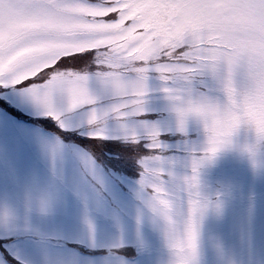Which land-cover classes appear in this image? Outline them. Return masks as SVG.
Here are the masks:
<instances>
[{
  "label": "clouds",
  "instance_id": "clouds-1",
  "mask_svg": "<svg viewBox=\"0 0 264 264\" xmlns=\"http://www.w3.org/2000/svg\"><path fill=\"white\" fill-rule=\"evenodd\" d=\"M106 2L111 3L108 11L120 13L115 24L104 26L108 42L131 47L128 57L158 61L187 47L189 56L197 60L195 71L174 72L162 93L169 128L198 134L190 143L192 158L200 161L198 184L182 198L187 191L184 178L191 172H177L164 196L146 191L141 195L148 213L163 229L171 251L168 264H198V239L193 248L189 227L195 221L199 230L210 210H223L220 194L213 199L202 192L201 169L226 151L246 155L254 168L264 166V0H100L99 4ZM82 3L88 2L0 0V55L10 56L17 83L55 67L54 56L42 52L36 41L57 38L59 33L42 30L53 20L85 19L71 13ZM116 63L120 67L106 82V95H130L143 86L140 74L123 67L128 59L121 57ZM59 197L60 188L52 182L31 199V207L49 215ZM193 199L198 204L195 212ZM14 219L0 212V224L7 226ZM21 226L32 227L27 218Z\"/></svg>",
  "mask_w": 264,
  "mask_h": 264
},
{
  "label": "rangeland",
  "instance_id": "rangeland-1",
  "mask_svg": "<svg viewBox=\"0 0 264 264\" xmlns=\"http://www.w3.org/2000/svg\"><path fill=\"white\" fill-rule=\"evenodd\" d=\"M91 4L98 1L87 0ZM93 66L75 69L90 76V91L101 97L106 95L103 83L96 78L99 71ZM148 81V113L156 119L129 118L126 121L109 118L106 137L123 138L122 124L129 126L147 121L168 126L162 82L156 73ZM11 83L4 94L18 107L32 116L52 117L28 94V88L15 89ZM58 110L66 108V98L57 93ZM0 110V212L15 219L7 226L0 224V264H10L4 250L24 264H168L171 251L162 227L148 213L141 195L139 178L109 173L103 164L80 145L62 140L41 127L13 120ZM55 119V118H54ZM56 120V119H55ZM87 112H64V129H75L92 135L86 124ZM175 133V134H173ZM171 148L185 140H197L198 134L165 132ZM94 136V135H93ZM245 134L241 132L239 139ZM171 144V145H170ZM178 161L176 171L190 174L187 155H167ZM100 177L93 178L92 171ZM143 172V169L142 171ZM142 174V173H141ZM202 192L216 198L220 194L223 210H210L198 230V264H264V166L253 167L246 155L236 151L221 153L213 162L201 169ZM55 182L60 197L54 211L40 215L31 207V199ZM30 220L31 230L21 226ZM67 242L91 250L105 249L104 255H89L69 247ZM126 245L136 246L138 256L129 259L114 254Z\"/></svg>",
  "mask_w": 264,
  "mask_h": 264
},
{
  "label": "snow or ice",
  "instance_id": "snow-or-ice-1",
  "mask_svg": "<svg viewBox=\"0 0 264 264\" xmlns=\"http://www.w3.org/2000/svg\"><path fill=\"white\" fill-rule=\"evenodd\" d=\"M111 3L100 4L82 3L71 10L73 16L84 17L82 21L65 23L53 20L43 27L45 32L59 33L56 39L38 38L36 46L46 54L54 56L56 64L53 69L45 70L34 77H30L21 83H17V77L13 74L14 69L9 63L10 56L0 55V86H7L9 83L27 84L28 94L34 99L36 104L42 106L49 115L57 121L63 122L64 112L85 110L87 112L86 124L97 138H105L107 128L105 127L109 118L115 117L126 121L129 118L145 116L148 109L147 97L149 95V74L156 73L157 78L162 82L160 91H163L171 83L168 79L176 71H195L197 60L189 56L187 47L171 51L168 56L161 57L158 61L145 60L128 57L131 47L121 48L119 44L123 42L111 43L109 33L104 30L105 25L115 24L120 13L108 11ZM102 13V14H97ZM57 46V47H53ZM95 53V61L99 71L96 78L103 86L110 80L113 70L120 65L116 62L121 58H126L129 63L123 67L133 73L140 74L143 86L130 95L109 96L105 95L104 106H99L101 97L94 95L89 88L90 76L71 69H61L58 67L61 61L68 57H79L84 53ZM51 70V71H50ZM60 93L66 98V108L58 110L55 97ZM125 139L134 144L146 141L151 153L141 159L143 168L140 186L141 191H146L152 195L164 196L170 190L171 183L177 174L178 161L175 157H167L165 153L170 146L161 137L165 132L175 131L183 136H189L182 130L164 128L158 123L143 121L135 125L122 124ZM191 140H185L177 152H185L190 160L191 175L184 178L187 191L181 193V197H186L195 191L199 180L200 161L192 158L190 148ZM193 211L197 209V201H191ZM198 239V227L193 221L188 230V240L195 248Z\"/></svg>",
  "mask_w": 264,
  "mask_h": 264
},
{
  "label": "trees",
  "instance_id": "trees-1",
  "mask_svg": "<svg viewBox=\"0 0 264 264\" xmlns=\"http://www.w3.org/2000/svg\"><path fill=\"white\" fill-rule=\"evenodd\" d=\"M84 59H86V58H81V56H79V57H68V58L65 59L63 65H65L67 67L68 66H70V67H77V66H80L81 64H78V63L76 64L72 60H84ZM90 60H91V58H90Z\"/></svg>",
  "mask_w": 264,
  "mask_h": 264
}]
</instances>
